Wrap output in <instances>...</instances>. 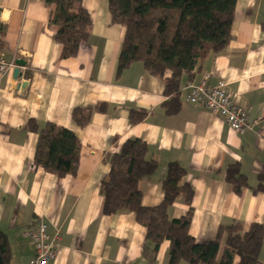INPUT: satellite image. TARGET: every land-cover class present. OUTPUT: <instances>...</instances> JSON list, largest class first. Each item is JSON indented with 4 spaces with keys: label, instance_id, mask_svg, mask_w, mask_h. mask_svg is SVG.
Masks as SVG:
<instances>
[{
    "label": "crops",
    "instance_id": "obj_1",
    "mask_svg": "<svg viewBox=\"0 0 264 264\" xmlns=\"http://www.w3.org/2000/svg\"><path fill=\"white\" fill-rule=\"evenodd\" d=\"M81 5L90 19L88 37L74 57L63 59L44 0H0V56L24 62L16 80V66L0 76V232L9 244V264H26L33 257L24 234L40 222L61 234L49 264H167L168 242L160 245L154 263L142 258L146 231L133 214L102 215L99 187L110 171L106 155L119 153L129 139L146 144V158L157 163L139 184L144 207L162 201L168 164L185 170L184 181L193 189L188 233L195 242L213 240L221 225L239 222L246 231L262 223L264 191L253 190L264 175V0H237L231 42L206 59L190 81L182 79L180 109L173 115L163 106L168 74L140 63L117 74L125 30L111 21L107 0H81ZM203 76L209 86L226 84L235 104L248 112L249 130L234 133L222 117L186 101L188 84ZM87 105H104L105 111L78 128L71 112ZM139 111L146 118L131 125L130 113ZM29 120L77 137L74 176L58 179L33 168L37 135L27 129ZM233 165L248 184L240 196L225 181ZM187 210L179 198L168 216L179 219ZM256 264H264V239Z\"/></svg>",
    "mask_w": 264,
    "mask_h": 264
},
{
    "label": "trees",
    "instance_id": "obj_2",
    "mask_svg": "<svg viewBox=\"0 0 264 264\" xmlns=\"http://www.w3.org/2000/svg\"><path fill=\"white\" fill-rule=\"evenodd\" d=\"M237 0H107L111 21L125 30L118 56L117 74L140 63L163 78L164 103L168 115L180 109L181 81H189L201 64L225 48L232 40L230 28ZM50 9L48 26L54 41L62 47V58L74 57L88 37L90 19L81 0H44ZM0 27V47L1 42ZM105 111L104 105L75 107L71 120L78 128L90 123L94 113ZM146 118L145 111L131 112L129 123L136 125ZM27 129L37 135L32 158L33 168L62 179L78 170L80 143L70 131L52 124L39 127L29 120ZM147 146L137 139L127 140L117 154L106 155L110 171L99 187L103 199L102 215L109 217L131 213L146 231L142 258L154 263L158 249L168 242L167 264H256L264 239V220L251 224L246 231L239 222L221 225L213 240L197 243L188 230L192 217V187L184 181L186 172L176 163L168 164L162 181L163 198L156 207L142 205L139 184L157 170L149 160ZM254 192L264 191V175ZM226 183L236 196L248 187L238 165L226 169ZM181 198L186 214L170 219L169 208ZM6 236L0 232V264H9Z\"/></svg>",
    "mask_w": 264,
    "mask_h": 264
},
{
    "label": "built area",
    "instance_id": "obj_3",
    "mask_svg": "<svg viewBox=\"0 0 264 264\" xmlns=\"http://www.w3.org/2000/svg\"><path fill=\"white\" fill-rule=\"evenodd\" d=\"M15 67L12 61H6L0 56V76ZM207 77L203 76L196 84H188L186 101L199 105L214 117H222L229 128L237 134H243L250 129L247 122L248 112L237 106L232 92L226 84L207 85ZM24 236L34 248L33 257L26 264H49L57 255L60 241L58 229L50 232L48 226L40 222L25 232Z\"/></svg>",
    "mask_w": 264,
    "mask_h": 264
},
{
    "label": "water",
    "instance_id": "obj_4",
    "mask_svg": "<svg viewBox=\"0 0 264 264\" xmlns=\"http://www.w3.org/2000/svg\"><path fill=\"white\" fill-rule=\"evenodd\" d=\"M14 65L16 66V68L13 70V80H16L19 77V67L24 66V62L21 60H16L14 61ZM26 86V84H22L21 88H24Z\"/></svg>",
    "mask_w": 264,
    "mask_h": 264
}]
</instances>
